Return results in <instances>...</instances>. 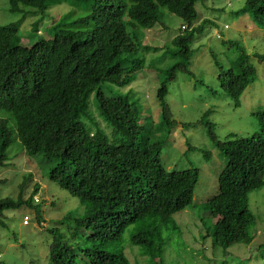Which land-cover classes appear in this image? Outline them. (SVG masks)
<instances>
[{
    "label": "trees",
    "instance_id": "16d2710c",
    "mask_svg": "<svg viewBox=\"0 0 264 264\" xmlns=\"http://www.w3.org/2000/svg\"><path fill=\"white\" fill-rule=\"evenodd\" d=\"M199 1L0 0L2 17L8 19L0 25V113L5 115H0V172L12 169L19 176L16 199L0 194V229L8 228L5 212L20 207L34 210L41 226L40 202L34 204L33 197L41 189L46 163L47 181L77 198L87 212L58 222L66 226L68 234L59 227L47 230L49 264H131L119 244L126 228L137 222L142 230L130 236V245L161 264L163 241L168 240L164 233L171 225L174 229L172 216L201 208L194 195L199 170L166 171L160 161L162 142L145 137L147 125L139 122L143 106L134 98L133 89L123 95L118 92L144 69L161 71L164 79L155 94L161 109L159 121L169 129L175 125L166 117L167 85L177 73L194 77L189 68L191 44L212 24L202 20L196 26ZM61 5L67 9L54 22L51 9ZM36 13L40 17L29 23L30 30L39 34L38 24L46 17L52 24L47 28L50 39L39 36L25 43L21 26L28 15ZM236 13L264 23V0H246ZM169 14L181 19L184 28L165 46L144 43V31L156 25L166 29ZM230 46L236 49L237 58L227 69L217 65V81L225 96L239 106L244 90L254 82L255 68L243 45L236 41ZM158 53L162 60L167 56L177 60L160 69L161 63H151ZM151 55L153 59L147 63ZM114 95L117 97H111ZM112 101L116 109L110 105ZM21 106L28 107L27 126L13 133L8 121ZM90 107L114 126L112 134L118 143H101L98 151L91 148L84 126V122H95ZM212 113L211 108L205 110L195 123L203 126L210 146L223 161L217 190L203 200L215 219L212 245L222 249L237 243L248 245L253 240L249 229L254 221L248 196L264 186V110L253 114L259 132L249 137L230 133L224 140L215 134ZM54 128L66 141L59 154L50 149L49 141L38 137L57 138L51 134ZM200 151L207 162L211 160L209 151ZM5 183L1 178L0 186ZM30 221L24 215L22 225L28 226ZM11 240L16 243L17 236Z\"/></svg>",
    "mask_w": 264,
    "mask_h": 264
},
{
    "label": "rangeland",
    "instance_id": "374dc122",
    "mask_svg": "<svg viewBox=\"0 0 264 264\" xmlns=\"http://www.w3.org/2000/svg\"><path fill=\"white\" fill-rule=\"evenodd\" d=\"M245 1L200 0L197 3L199 18L196 26L202 20H209L212 24H207L203 33L197 35L191 44L192 56L189 59V68L194 73V77L186 73H177L175 79L167 85L166 116L176 122L171 129L159 121L161 109L155 94L164 79L161 71L144 69L137 74V79L132 84L124 87L122 92L118 91L123 95L129 89H133L134 98L138 99L137 103L143 106V112L140 115L142 118L139 122L147 125L144 132L145 137L151 141L162 142L160 161L166 171L195 168L199 170L194 195L195 198L198 197L197 202L201 208L197 210L193 207L192 210L186 209L172 216L174 229L171 225L170 230L164 233L168 240L163 241L161 264H264V250L260 252L264 249V186L250 192L248 196V207L254 216L253 224L249 229L253 236L251 243L248 245L237 243L226 249L213 247L212 232L215 219L210 216L203 200L209 195H214V191L217 190L216 179L223 161L218 157V150L210 146L211 143L205 135L203 126L200 124L195 126L204 111L211 108L213 113L210 120L215 123V134L221 140H224L230 133L240 137H249L260 131L258 119L253 114L264 110V23L253 22L249 15H237L236 12L243 7ZM212 8L219 10L214 11ZM66 9L65 5L52 8L53 12L50 13L52 21ZM13 17L18 16L16 14ZM39 17L40 13L28 15L23 23L24 26H21L20 33L25 43L28 40L34 42L39 36L50 39L47 28L52 24L46 17L42 23L38 24L39 34L30 30L29 23L36 22ZM7 20L0 12V25H4ZM165 22L166 29L156 25L144 31V43L147 42L155 47L165 46L180 32L184 24L173 14H169ZM236 41L246 49L251 64L255 68L254 82L249 84L241 95L239 106H234L233 102L225 96L217 81L219 73L217 65L220 64L227 69L229 64L237 58L236 49L230 46V42ZM160 56L161 53H158L151 62L161 63L160 69H164L177 60L168 56L162 60ZM152 59L153 55L147 63ZM111 97H117V95ZM115 104V101L110 103L116 109ZM27 110V106H21L15 116H9L14 118L8 121L9 129L13 133L14 130L26 128ZM90 112L95 113L93 116L98 125L95 122L91 124L97 134L91 140V148L98 151L97 145L100 143L112 145L118 143L112 134L114 126L104 120L95 107H90ZM0 115L5 116L2 113ZM84 123L89 130L90 125L87 122ZM183 124H187L188 127H183ZM56 132L54 128L51 134L58 139L51 135H39L38 137L49 141L52 148H59L63 144V138L58 137ZM120 137L117 138L120 139ZM200 150L209 151L211 160L207 162ZM22 154L20 153V156ZM45 165L47 169L41 182L40 178L35 179L42 185L37 193L40 200L39 210L42 212L41 226L36 223L35 219L38 214L34 210L20 207L6 211L4 215L8 218V228L0 229V264H49L47 230L59 227L68 234L66 226L59 225L58 222L65 216L73 219L87 213L86 207L77 198L58 189L54 182L47 181L49 164ZM30 170L36 174L37 170L32 168ZM1 178L6 180V183L0 186L2 197L14 195L13 198L16 199L19 194L17 171L1 170ZM213 186L216 188H212ZM26 193L28 196L31 194L29 188L26 189ZM24 215L30 217L31 221L28 226L22 225ZM140 230H142L140 222L126 228L123 240L119 244L122 252L131 264H156L157 261L150 260L149 256L143 255L140 247L130 245V236ZM13 235L17 236L16 243L11 240Z\"/></svg>",
    "mask_w": 264,
    "mask_h": 264
},
{
    "label": "clouds",
    "instance_id": "9594fccd",
    "mask_svg": "<svg viewBox=\"0 0 264 264\" xmlns=\"http://www.w3.org/2000/svg\"><path fill=\"white\" fill-rule=\"evenodd\" d=\"M183 27V26H182ZM181 27V28H182ZM184 28V27H183ZM225 28H227V26H225ZM217 37L218 38H220V36L219 35H217ZM248 87V86H247ZM245 91V90H244ZM149 116H151V114H149ZM149 116H148V118H149ZM167 117V116H166ZM140 118H142V117H140ZM152 119V118H151ZM95 122H96V119H95ZM88 123V125H90V129L88 130V127L86 126V124L84 123V126L86 127V129H87V132H88V136H89V139H90V141L93 139V138H95V135H97L96 134V131L94 132V130L92 129V127H91V122L90 121H88L87 122ZM96 125H97V123H96ZM98 126V125H97ZM115 131V129H113V131L112 132H114ZM103 132V131H102ZM101 137V136H100ZM65 143H66V141H63V144H62V146L61 147H59V148H52L51 146H50V149L51 150H53V151H56L58 154H59V151H62L63 150V148H64V146H65ZM101 144V143H100ZM108 144V143H107ZM99 145V144H98ZM97 145V146H98ZM110 145H112V144H110ZM174 171H176V172H178L177 170H174ZM168 172H173V171H168ZM36 196V197H35ZM34 197H33V201H34V204L36 203H39L40 202V200L38 199V197H37V194L35 195ZM26 220V218H24V221Z\"/></svg>",
    "mask_w": 264,
    "mask_h": 264
}]
</instances>
